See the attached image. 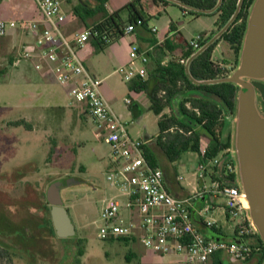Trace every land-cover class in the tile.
Masks as SVG:
<instances>
[{"label": "rangeland", "instance_id": "374dc122", "mask_svg": "<svg viewBox=\"0 0 264 264\" xmlns=\"http://www.w3.org/2000/svg\"><path fill=\"white\" fill-rule=\"evenodd\" d=\"M86 1L94 7L99 5L98 0ZM18 2L19 7L8 19V33L0 37V240L16 244L12 249L15 264H137L136 259L127 260V252L131 248L129 243L113 238L101 239L97 235L104 201L116 193L106 178V165L112 159L109 144L106 138L99 137L91 117L82 113L81 104L67 96L63 86L51 80L47 84L50 95H45L30 79L37 70L33 59L21 58L20 55L33 38L28 29L22 27L28 15L21 10L26 11L23 7L31 8L34 2ZM82 14L88 22L90 18ZM159 16H162L161 21L173 19L181 31V39L187 42L212 27L215 18L212 15H182L181 9L171 4L166 11L156 14V18ZM212 59L228 76L237 67L239 57L235 63L232 49L220 40L212 52ZM107 71L105 69V73ZM121 76L112 73L105 78V83L110 87L116 86L120 110H126L123 98L134 97L135 94L128 92L126 81ZM253 83L258 109L264 114V80ZM17 120H25L31 128L14 125ZM228 120L232 127L234 114L228 116ZM126 122L133 137L138 132L141 137L145 134L154 137L157 133V120L150 110H145L143 117L129 118ZM196 158L194 152H187L183 155V162L196 169ZM227 158L232 160L235 170L233 150ZM207 173L211 175V166H208ZM179 174L184 177L190 175L183 170H179ZM69 179L83 181L61 193L63 205L78 229L76 234L66 239L49 238L38 223L25 228L23 219H31L29 222H32V218L41 215L48 184ZM80 246L82 254L78 255Z\"/></svg>", "mask_w": 264, "mask_h": 264}, {"label": "built area", "instance_id": "2783aa9c", "mask_svg": "<svg viewBox=\"0 0 264 264\" xmlns=\"http://www.w3.org/2000/svg\"><path fill=\"white\" fill-rule=\"evenodd\" d=\"M1 1V0H0ZM35 16L24 20L22 27L28 29L33 38L26 44L21 58L34 60L37 70L47 64L55 81L63 86L67 96L84 103L88 115L95 126L106 138L115 167L107 172V180L126 197L124 203L116 197L104 201L100 211L98 237L127 238L133 234L135 224L125 223L120 218L122 207L136 208L140 216L142 244L159 254H182L186 264H208L211 256L218 251H225L233 259H244L254 250L246 242L215 241L205 238L192 224L189 214V198H178L164 187L163 172L159 167H151L145 158L144 140L132 138L128 132V123L116 115L109 107L101 92L102 79L88 71L80 50L91 36V29L76 32L67 37L61 30L66 19L62 9V0H33ZM138 24L141 22L137 21ZM10 21L0 17V37L8 33ZM134 30L133 24L125 27L126 33ZM155 30V28H153ZM199 35L188 43L198 48ZM129 61H138L137 68L120 69L122 78L128 82L132 78L145 80V64L148 56L145 51L132 43L129 48ZM130 103L129 98H125ZM188 105V104H187ZM206 143L202 142L201 151ZM219 157L208 162H200L197 177L207 173L208 166L216 165ZM230 168V166H228ZM214 188L224 198L225 209L231 217L247 219V225L238 229L239 236L255 232L244 206V196L236 185H221L218 181Z\"/></svg>", "mask_w": 264, "mask_h": 264}, {"label": "crops", "instance_id": "0c3cea01", "mask_svg": "<svg viewBox=\"0 0 264 264\" xmlns=\"http://www.w3.org/2000/svg\"><path fill=\"white\" fill-rule=\"evenodd\" d=\"M129 1L130 0H107L103 4V9L106 11V13L110 14L123 7ZM87 2L88 1L86 0H62V9L66 14V19L61 25V30L67 37H71L76 32H80L86 28L92 27L93 24L102 19V11L86 15L88 18H90L88 19V22L84 18V15L82 14L83 12H79L83 18H81L80 15L76 13V7H84L88 9L96 8V6H91L90 3ZM168 5L169 4H163L155 0H141L140 10L144 17L143 24L135 25L134 30L131 33H126L125 27L130 23L126 21L127 13L122 11L120 13V22L123 26V34H121L119 37L113 36L111 41L107 43L103 49H97L94 45V39L90 37L85 46L79 52L88 71L96 77L102 79V95L108 103L110 109L122 120L124 118L125 121H127L129 118L134 119L135 117H143L144 111L150 110V97L152 96L153 92H155V90L157 92L158 89L157 94L160 96L162 91L160 90V84L165 80V72L161 70V66L166 64L171 55L162 42L164 40H169V45L174 47L172 51L174 57L180 56L181 51L184 49V41L187 40L181 39V31L178 29L179 27L176 26L175 21L171 18H165L161 21L162 16L156 18V14L159 15L161 10L166 11ZM18 7V0H1L0 17L6 20L12 18L11 14ZM23 9L26 11L21 10V12L28 15L25 20L35 16V5L28 9L23 7ZM181 13L182 15H185L182 11ZM212 16H215L213 26L203 31L206 32L205 35H208L217 28L216 20L218 17L217 15ZM153 28H155V30H153ZM132 43L136 44L140 50L145 51L148 56V61L144 66L147 72V77L145 78L146 88L143 91L134 92L130 91L128 86H126L128 92L134 93L135 96L124 97L123 101L125 98H129L130 103H126L124 101L126 104V110H120L118 105L119 99L116 96V94H118V89L114 85H111V87L108 86L105 83V78L112 73H118L121 76L122 70H126L128 68L134 69L141 66L138 61L133 63H130L129 61V48L130 44ZM121 68L122 70L120 71ZM105 69L108 70L106 73ZM24 78L27 80L26 75H24ZM30 79L38 84L39 90L43 91L45 95H50L47 84L48 82H51V80L55 81V79L49 65L43 64L42 69L36 70ZM125 83L127 85V82ZM80 104V107H83V110H81L82 113L84 112L88 114L85 104ZM150 111L152 112V110ZM163 113H169V109L165 108ZM154 116L158 121V116L155 114ZM98 132L99 137L105 140L102 132L100 130H98ZM157 134L158 126L157 133L154 137L148 136L147 134L141 137L139 132L138 135L136 134L134 137L131 132L129 135L132 138L145 141L143 147H147L153 153L157 162V166L163 172V183L165 189L175 197L190 199L188 206L190 220L192 224L198 229V231L207 239L235 243L244 240L248 245L250 244L255 246V249L251 252V254L244 259H233L225 251L215 252L209 259L208 264H264V260H259L260 253L257 252L259 250V246L256 242V238L254 236H248L242 239L237 234L238 225H240L242 219L231 217L227 214L224 198L217 194L214 188V184L218 180L213 179L208 173H206L202 178L197 177V168L200 163L198 154L194 152L197 157L196 169H191L183 162V155L187 152L193 151H185L178 159L169 161L159 149V147L155 144V138ZM114 167L115 163L112 159H110L106 165L108 172ZM179 170L187 171L190 175L184 177L179 174ZM54 182L56 181L54 180L50 182L45 189V204L41 207L42 213L45 212V209L48 205L51 207V204L47 201L46 193L50 184ZM81 183H83L82 180L69 179L68 181H64L61 184L60 199L62 201V205L64 199L61 193H64L65 191L67 192V190H70L75 187V185ZM111 187L116 190V193L113 195V197H116L120 203L123 204L126 200V197L120 195L116 187ZM119 198H123V201H121ZM123 210H126L125 213L122 212ZM119 215L125 223L132 222L135 224L133 234L124 240L131 246L127 252V257L129 260L136 259L137 264H186L182 254H159L142 244L140 240L143 233L140 226L141 219L135 207L132 209L122 207ZM22 221L26 223L28 222V219H23ZM77 231L78 229L75 227V234ZM47 236H49V238L58 237L56 233L55 236L50 234H47ZM5 244L12 249L16 246L15 243L5 242ZM26 245H29V243Z\"/></svg>", "mask_w": 264, "mask_h": 264}, {"label": "trees", "instance_id": "16d2710c", "mask_svg": "<svg viewBox=\"0 0 264 264\" xmlns=\"http://www.w3.org/2000/svg\"><path fill=\"white\" fill-rule=\"evenodd\" d=\"M98 1L99 5L96 8H75L76 13H78L81 18H83L79 13L81 11L86 15L102 11V19L90 27V37L94 39V45L97 49H103L107 43L111 41L113 36L119 37L123 34V26L120 22V13L122 11L127 13L126 21L128 23L134 26L143 24L144 17L140 10L141 0H130L123 7L110 14L106 13L103 9V4L107 0ZM155 1L178 6L184 14L190 13L193 16L217 15L216 25L218 29L229 20L238 2V0H222L220 5L213 12L202 13L187 9L169 0ZM177 1L200 9H211L216 5L218 0ZM253 1L254 0H243L241 9L229 28L190 62L189 73L194 79L208 80L225 76L222 68L212 59V52L220 40L225 41L229 45L234 53L235 63L237 62L246 28L249 8ZM138 20L141 21L139 24L137 22ZM213 32L204 39L202 36H204L206 32H201L199 34L198 46H201ZM162 44H164L171 55L166 64L161 66V70L165 72V80L160 84V90H162L160 96L157 94V89V92L155 90L150 97V110L158 116V134L155 138V144L169 161L178 159L185 151L196 152L199 161L204 163L220 156L219 162L216 165H210L212 167L210 176L213 179H217L221 185H236L233 162L231 159L229 160L230 162L227 160V156H229L231 150L232 135V127L227 117L234 114L238 86L232 82L211 84H196L192 82L186 72L185 62L194 52V47L187 41H184V49L181 51L180 56L174 57L172 54L174 47L169 45V40H164ZM127 86L130 91H143L146 88V81L132 78L127 82ZM165 108L169 109V113H163ZM13 124L31 128V125L25 120H17L14 121ZM202 142L206 143L203 152L201 151ZM143 150L147 163L151 167H158L153 153L147 147H143ZM223 159H226V161H223ZM228 166H232L231 169L228 168V170ZM29 221H31V219L24 223L25 228H28L29 224L34 225V223H38L39 226L42 225L45 233L55 236L49 205L46 207L45 212L39 217L35 216V218H32V222ZM247 223V219L243 220L240 225H238V229L242 224L247 225ZM248 236H254L256 238V242L259 246L257 252L260 253L259 260H264V242L256 232L248 233L247 235L240 236V238L243 239ZM117 239L126 240V238L123 237ZM0 241L3 242L2 239ZM240 242L245 241L241 240ZM249 246L255 249L254 245L249 244ZM77 254H82V246L77 248ZM14 257L15 252L12 248L5 245V243H0V264H15ZM127 260L129 261L128 257Z\"/></svg>", "mask_w": 264, "mask_h": 264}, {"label": "water", "instance_id": "95a60500", "mask_svg": "<svg viewBox=\"0 0 264 264\" xmlns=\"http://www.w3.org/2000/svg\"><path fill=\"white\" fill-rule=\"evenodd\" d=\"M175 4L202 13L213 12L221 3L218 0L211 9H200L185 5L177 0ZM243 0H238L229 20L215 31L201 46L196 48L185 62L186 72L196 84L232 82L238 86L235 122L232 126L231 150L235 159L236 184L247 201V216L264 242V114L257 106V94L253 81L264 80V0H254L249 8L246 28L239 52L237 67L228 75L216 79L196 80L189 73L190 62L215 42L236 19ZM60 182L51 183L46 198L51 204L50 216L55 233L60 238L75 234L67 209L60 199Z\"/></svg>", "mask_w": 264, "mask_h": 264}, {"label": "bare ground", "instance_id": "6f19581e", "mask_svg": "<svg viewBox=\"0 0 264 264\" xmlns=\"http://www.w3.org/2000/svg\"><path fill=\"white\" fill-rule=\"evenodd\" d=\"M243 202H244V206L247 208L248 207L247 201L244 199Z\"/></svg>", "mask_w": 264, "mask_h": 264}, {"label": "flooded vegetation", "instance_id": "af4514ba", "mask_svg": "<svg viewBox=\"0 0 264 264\" xmlns=\"http://www.w3.org/2000/svg\"><path fill=\"white\" fill-rule=\"evenodd\" d=\"M262 91H263V87H262ZM262 93L264 94V91Z\"/></svg>", "mask_w": 264, "mask_h": 264}]
</instances>
